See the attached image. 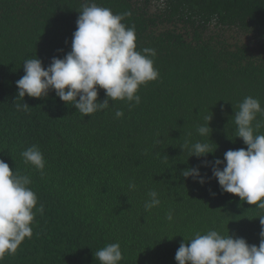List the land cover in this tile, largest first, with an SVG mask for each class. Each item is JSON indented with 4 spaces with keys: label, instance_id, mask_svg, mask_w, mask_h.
Returning a JSON list of instances; mask_svg holds the SVG:
<instances>
[{
    "label": "trees",
    "instance_id": "1",
    "mask_svg": "<svg viewBox=\"0 0 264 264\" xmlns=\"http://www.w3.org/2000/svg\"><path fill=\"white\" fill-rule=\"evenodd\" d=\"M89 2L127 14L122 22L134 26L136 50H156L159 78L140 87L141 101L131 108L109 101L108 109L82 116L52 91L26 95L29 107L18 111L15 82L24 60L35 56L47 67L70 52L85 0H0V159L31 178L37 206H44L32 238L2 264H100L96 251L116 242L120 264H176L183 239L209 229L258 246L264 210L221 193L211 168L201 165L246 149L232 117L246 96L264 107V0ZM104 99L101 89L98 101ZM209 115L216 150L188 158L186 140L211 143L196 131ZM32 145L43 152V176L23 162L21 152ZM191 167L207 182L181 176ZM153 190L161 203L146 212Z\"/></svg>",
    "mask_w": 264,
    "mask_h": 264
},
{
    "label": "clouds",
    "instance_id": "2",
    "mask_svg": "<svg viewBox=\"0 0 264 264\" xmlns=\"http://www.w3.org/2000/svg\"><path fill=\"white\" fill-rule=\"evenodd\" d=\"M125 15L114 14L110 8L85 0L76 20L70 52L63 58L53 57L47 67L35 56L24 60V75L15 82L16 98L23 101L16 104L17 110L27 111L26 95L41 99L52 91L66 106H74L82 116L88 117L108 109L109 101H125L130 108L138 105L140 87L156 81L159 70L154 67L155 49L136 50L135 28L122 22ZM101 89L105 93L102 102L98 101ZM258 114L264 116L260 100L246 96L232 116L235 138H240L246 149L227 150L223 160L202 161L201 166L211 168L212 178L217 180L221 193L232 194L264 210V134H258L264 120H257ZM123 115V111L115 112L116 118ZM211 119L212 115L205 117V124L196 129L207 141L212 131ZM212 144L186 140L184 148L189 152L188 158H201L215 152L216 145L213 148ZM21 156L25 165L44 175L46 161L38 145L27 147ZM181 176L200 184L208 179L199 167L186 168ZM31 183L28 175L11 170L9 164L0 159V264L6 256L16 254L23 241L32 238L35 215L44 213L43 204L37 206L38 198L29 187ZM135 187L134 183L129 184L130 189ZM148 196L150 199L144 204L146 212L161 203L156 191H149ZM257 217L261 225L258 246L248 244L242 237L209 229L204 234L194 233L190 240L183 239L174 256L176 264H264V215ZM166 219H173L171 211ZM95 259L100 264H120L123 259L120 244H107L96 251Z\"/></svg>",
    "mask_w": 264,
    "mask_h": 264
}]
</instances>
